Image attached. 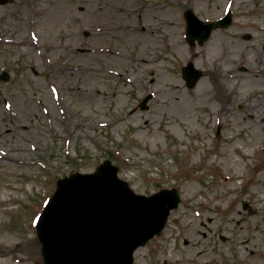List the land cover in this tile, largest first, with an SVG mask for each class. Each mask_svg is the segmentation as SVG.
Instances as JSON below:
<instances>
[{
	"label": "rangeland",
	"instance_id": "obj_1",
	"mask_svg": "<svg viewBox=\"0 0 264 264\" xmlns=\"http://www.w3.org/2000/svg\"><path fill=\"white\" fill-rule=\"evenodd\" d=\"M187 8L206 21L231 9L233 22L192 45ZM172 30L186 48L170 53ZM188 62L204 72L193 88ZM262 74L264 0L0 5V239L21 248L8 264H43L36 223L57 180L106 159L136 192L182 197L135 264H264Z\"/></svg>",
	"mask_w": 264,
	"mask_h": 264
},
{
	"label": "water",
	"instance_id": "obj_2",
	"mask_svg": "<svg viewBox=\"0 0 264 264\" xmlns=\"http://www.w3.org/2000/svg\"><path fill=\"white\" fill-rule=\"evenodd\" d=\"M186 18L192 43H203L215 28L232 21L228 14L204 24L191 9ZM183 73L193 86L202 71L189 63ZM147 100L142 107H147ZM179 201L175 188L151 196L135 193L110 160L94 173L60 179L38 224L44 264H133L135 248L161 232Z\"/></svg>",
	"mask_w": 264,
	"mask_h": 264
},
{
	"label": "bare ground",
	"instance_id": "obj_3",
	"mask_svg": "<svg viewBox=\"0 0 264 264\" xmlns=\"http://www.w3.org/2000/svg\"><path fill=\"white\" fill-rule=\"evenodd\" d=\"M139 17L141 19V17H142L141 14H139ZM118 28L120 29V31H123L120 27H118ZM142 28L144 29L145 26H142ZM128 31L131 34L134 33V29H132V28L131 29L129 28ZM172 32H173L172 33L173 35H170V38L172 41L170 53L174 50V48L182 49V50L185 49L186 45H185V42L182 41L181 36L178 33H174L173 30H172ZM175 36L177 39L176 42L173 41L175 39ZM213 45H214V49L216 50L218 47L217 44H215V42H214ZM111 55H112V57L115 56L117 58H121V54H119L115 50H113L111 52ZM212 57L213 56H211V58ZM139 60H142L146 64H149V62H150V60L148 58H143V59H139ZM198 63L201 64L200 61ZM262 76L264 77V74H262ZM200 82H199V84H200ZM214 83H218L217 88H219V90H220L219 99L221 100L222 103H227V101H228L227 99H228L229 95H228V93H226V89L221 86V83H219L217 77L214 79L210 78V80H208L209 85L214 84ZM261 88H263V90ZM256 92H257L256 94L258 95V98H257L258 101L264 100V82L260 83V86H259V88H257ZM254 106H256V104ZM15 251H18V252L21 251L20 244H16V246H14V245L11 246V245H9L8 240L4 239L1 241V239H0V263L1 264H8V262H11L12 258H13L12 254Z\"/></svg>",
	"mask_w": 264,
	"mask_h": 264
}]
</instances>
